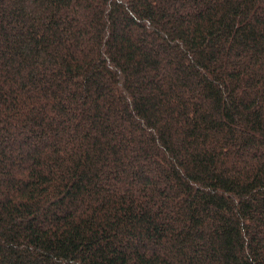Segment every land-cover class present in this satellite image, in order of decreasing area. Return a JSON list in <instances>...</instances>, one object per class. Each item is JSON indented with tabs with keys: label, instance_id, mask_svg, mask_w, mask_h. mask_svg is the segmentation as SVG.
<instances>
[{
	"label": "trees",
	"instance_id": "obj_1",
	"mask_svg": "<svg viewBox=\"0 0 264 264\" xmlns=\"http://www.w3.org/2000/svg\"><path fill=\"white\" fill-rule=\"evenodd\" d=\"M0 264H264V0H0Z\"/></svg>",
	"mask_w": 264,
	"mask_h": 264
}]
</instances>
